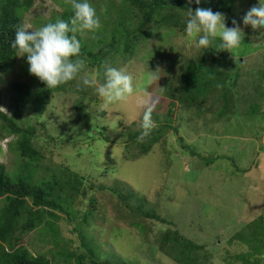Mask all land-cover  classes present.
<instances>
[{"label": "rangeland", "instance_id": "obj_1", "mask_svg": "<svg viewBox=\"0 0 264 264\" xmlns=\"http://www.w3.org/2000/svg\"><path fill=\"white\" fill-rule=\"evenodd\" d=\"M107 1L113 4L111 12L121 3ZM212 1L220 3L227 27L235 19L243 29L241 44L223 50L217 39L212 49H198L185 27L155 31L152 39L141 41L120 35L119 45L109 48L93 71L102 82L105 63L123 69L133 77L135 91L107 109H100L95 90L84 87L77 77L50 89L51 104L39 118L32 104L17 99L14 88L40 87L28 71L26 57L19 56L13 69L0 77L2 112L16 117L20 128L35 130L33 144L43 156L30 168L36 183L62 181L69 184L65 192L75 184L83 189L96 186L86 197L80 192L73 208L81 212V222L82 214L97 207L90 233L100 242L105 258L116 254L123 260L116 264H264V27L253 29L242 22L253 0H200ZM91 2L105 8L106 0ZM65 3L71 6L70 0H36L24 14L23 25L37 30L60 19ZM118 11L101 12L100 29L76 33L82 47L98 52L107 44L111 34L116 35L115 24L129 22V12ZM134 43L138 46L126 54ZM93 71L85 69L89 75ZM211 71H221L226 81ZM148 107L153 108V130L166 128L161 141L145 155L144 142H132L142 131ZM3 126L0 122V165L15 177L28 161L17 146L21 135ZM103 187L107 190L101 191ZM120 191L133 199L121 202L116 195ZM66 199L64 194L59 200L70 209L72 202ZM128 204L168 224H151L150 219L142 223L143 213L131 224ZM64 228L60 222L56 230L60 236L45 230L46 244L40 232L25 242L31 250L43 252L53 247H45L47 239L59 242L66 236ZM168 228L177 231L181 241L169 236L167 242H157ZM193 243L202 247L195 256L189 247Z\"/></svg>", "mask_w": 264, "mask_h": 264}, {"label": "trees", "instance_id": "obj_2", "mask_svg": "<svg viewBox=\"0 0 264 264\" xmlns=\"http://www.w3.org/2000/svg\"><path fill=\"white\" fill-rule=\"evenodd\" d=\"M36 0H0V77L8 73L13 69L16 64L18 55L16 50L11 47V41L14 39L16 28L24 23V14L33 9ZM120 1V0H118ZM102 4V1H100ZM228 4V3H227ZM65 12L61 15L60 19L69 20L73 15V10L69 3L64 4ZM94 5V4H93ZM105 8L95 6L97 14L101 15V12L105 14H116L117 9L119 15L122 14V8L125 13L129 12V22H120L115 24L116 35L111 34L110 40L107 44L103 45L98 52L87 51V46H83L81 49V56L87 60V69L92 71L98 66V61L104 60V53L111 47L119 45V37H136V40L153 38L155 31L162 29H174L177 27L184 28V22L187 18V9L191 8L193 11L196 7L211 8L214 12L221 9V5L217 1L202 3L197 5L195 2L189 0H121L115 9L112 10V3L106 0L104 4ZM100 8L103 11H100ZM55 17V16H54ZM56 19H53L55 22ZM24 26V25H23ZM154 29V31H153ZM80 40V37H77ZM110 43V44H109ZM137 43H134L131 47L125 51L126 54L131 51L132 48L137 47ZM103 58V59H102ZM95 62V64H92ZM99 67V66H98ZM205 67V65L203 66ZM206 69V68H205ZM94 73V71H93ZM200 73L197 70V74ZM212 75L218 80L222 79L226 81V75L221 71L212 72ZM200 76V75H198ZM39 80V79H38ZM40 82L38 90H33L26 84H17L14 86L17 92V99L32 104L35 114L40 118L44 116L48 111V108L52 101V92L46 87V85ZM207 85L210 84L208 80ZM83 107V108H82ZM81 108L84 111V105L81 103ZM19 115H17L18 117ZM0 122L4 123V129L20 134L18 142V149L24 160L28 163L22 165V169L18 171L15 177H12L7 173L4 166L0 165V264H116L123 261L116 254H112L111 258H105L102 252V246L94 235L90 233V220L96 214L97 207H93L86 213L82 214V221H79L80 211H75L74 206L78 201L79 193L81 192L83 197L89 195L88 190H92L95 185H91L86 189H83V185L75 184L70 185L68 192H65V188L69 184L59 183H46L42 179L38 185L35 181V175L30 171L32 164L42 159V154L34 147L33 136L35 130L33 127L29 129L20 128L17 125L16 117L9 118L1 110L0 105ZM120 127H124V123H119ZM166 127H160L157 130H152L150 135L143 141V153L148 155L152 149V145H156L161 141L165 134ZM176 133V132H175ZM178 134V133H177ZM148 140L149 144L145 141ZM132 143L138 142L137 137ZM146 145V146H145ZM44 177V176H42ZM83 180V179H82ZM107 190L102 188L101 191ZM111 191V190H110ZM115 191V190H113ZM62 193L67 196L66 203L72 202L70 209L64 207L59 199L61 197H55L57 193ZM118 199L121 202H126L132 197L126 198L123 192H116ZM93 204H96V199L91 198ZM65 203V204H66ZM127 209L130 210L131 224L135 216L140 214L142 223L146 220H151V224L155 221H159L164 225H167L166 221L158 215H150L139 211L137 208H132L128 204ZM138 211V212H137ZM126 217V216H125ZM153 220V221H152ZM64 222V238L59 242H53L51 239H47L48 244L45 247L53 245L51 248H45V251H34L30 249V246L26 244L25 239L34 232H40L42 241L46 244V240L43 237L45 230H52L55 232V236H60L58 224ZM73 228L67 229V225H72ZM170 227H174L171 225ZM164 228V227H163ZM52 233V232H51ZM162 234H166L162 236ZM169 234V235H168ZM169 236H173L175 240L181 241V235L177 231H171L166 229L161 231L160 237L157 242L162 239L167 242ZM47 238V237H46ZM185 239V238H184ZM192 250L191 255L200 252L201 246L193 243L189 246ZM190 250V251H191ZM196 259H198L196 255ZM199 260V259H198ZM197 261V260H195ZM194 261V262H195ZM187 264V263H185ZM191 264V263H190Z\"/></svg>", "mask_w": 264, "mask_h": 264}, {"label": "clouds", "instance_id": "obj_3", "mask_svg": "<svg viewBox=\"0 0 264 264\" xmlns=\"http://www.w3.org/2000/svg\"><path fill=\"white\" fill-rule=\"evenodd\" d=\"M195 2L199 5L200 0ZM70 4L73 15L67 21L57 19L37 30L18 26L11 47L18 56L26 57L29 73L48 89H57L80 77L84 87L95 90L101 101L100 109H107L134 93L133 77L108 63L102 66V82L98 79L99 73L89 75L85 72L87 60L81 56V41L75 34L100 29L101 20L91 0H70ZM226 20L223 13L211 8L196 7L194 11L188 8L185 34L194 40L198 49H212L217 39L221 49H234L244 40L245 33L235 19L231 27L226 26ZM242 22L253 29L264 27V0H253L252 6L244 12ZM82 72H85L83 76L80 75ZM152 112L153 108L148 107L143 114L138 142H143L155 126Z\"/></svg>", "mask_w": 264, "mask_h": 264}, {"label": "water", "instance_id": "obj_4", "mask_svg": "<svg viewBox=\"0 0 264 264\" xmlns=\"http://www.w3.org/2000/svg\"><path fill=\"white\" fill-rule=\"evenodd\" d=\"M231 26H232V23L228 27H231Z\"/></svg>", "mask_w": 264, "mask_h": 264}]
</instances>
